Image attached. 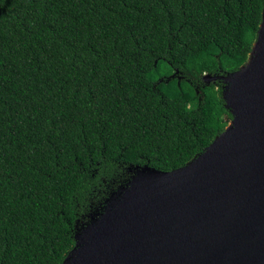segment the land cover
<instances>
[{"label":"trees","instance_id":"obj_1","mask_svg":"<svg viewBox=\"0 0 264 264\" xmlns=\"http://www.w3.org/2000/svg\"><path fill=\"white\" fill-rule=\"evenodd\" d=\"M263 0H0V264H62L144 166L232 119Z\"/></svg>","mask_w":264,"mask_h":264},{"label":"water","instance_id":"obj_2","mask_svg":"<svg viewBox=\"0 0 264 264\" xmlns=\"http://www.w3.org/2000/svg\"><path fill=\"white\" fill-rule=\"evenodd\" d=\"M225 129L184 166H144L62 264H264V0L246 62L227 76Z\"/></svg>","mask_w":264,"mask_h":264}]
</instances>
